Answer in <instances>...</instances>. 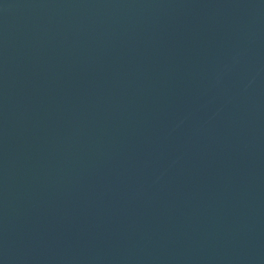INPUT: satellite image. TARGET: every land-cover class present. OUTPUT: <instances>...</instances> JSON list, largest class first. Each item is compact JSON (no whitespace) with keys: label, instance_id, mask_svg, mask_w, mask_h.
<instances>
[{"label":"water","instance_id":"1","mask_svg":"<svg viewBox=\"0 0 264 264\" xmlns=\"http://www.w3.org/2000/svg\"><path fill=\"white\" fill-rule=\"evenodd\" d=\"M0 264H264V0H0Z\"/></svg>","mask_w":264,"mask_h":264}]
</instances>
